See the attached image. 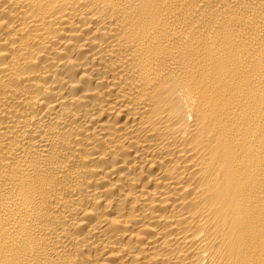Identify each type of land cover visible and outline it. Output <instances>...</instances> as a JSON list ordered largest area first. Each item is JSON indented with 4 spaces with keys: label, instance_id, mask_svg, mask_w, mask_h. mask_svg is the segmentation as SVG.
<instances>
[{
    "label": "bare ground",
    "instance_id": "obj_1",
    "mask_svg": "<svg viewBox=\"0 0 264 264\" xmlns=\"http://www.w3.org/2000/svg\"><path fill=\"white\" fill-rule=\"evenodd\" d=\"M0 264H264V0H0Z\"/></svg>",
    "mask_w": 264,
    "mask_h": 264
}]
</instances>
